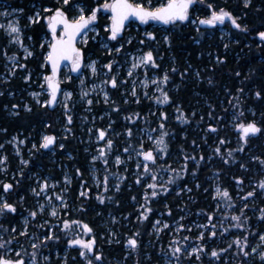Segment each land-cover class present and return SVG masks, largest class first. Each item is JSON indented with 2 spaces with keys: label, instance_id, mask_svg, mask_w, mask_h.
<instances>
[{
  "label": "trees",
  "instance_id": "16d2710c",
  "mask_svg": "<svg viewBox=\"0 0 264 264\" xmlns=\"http://www.w3.org/2000/svg\"><path fill=\"white\" fill-rule=\"evenodd\" d=\"M11 1L22 5L31 4L32 0ZM230 1L238 3L241 0ZM253 1L263 3L260 20L264 25V0ZM46 3L50 2L43 0V4ZM208 5H214L216 10L225 9L226 1L202 0L192 9L188 21L166 26L152 21L147 23V32L144 28H133L116 40L107 37L106 33L110 31L103 30L108 47L90 39L84 51L99 59L98 65L105 67L111 63L107 76L116 77L117 82L125 81L126 62L139 48L152 51L159 65L154 68L149 64L147 74H154L157 80L167 72L169 81L167 84H152L144 96L140 92L135 96L127 92L121 94L120 88L110 86L109 103L94 100L90 105L92 110L88 112L84 111L85 104H75L76 97L70 107L57 110L37 105L27 94L39 84L42 73L50 74L44 57L49 47H40L44 41V23L29 26L23 19L24 41L33 44L31 56H23L22 51L14 50L10 38L0 28V93H3L0 95V145L12 158L11 145L6 141L17 132L25 143L21 146L22 158L28 161L27 165H22L23 175L7 177L13 189L7 193L6 199L15 205L17 211L0 214V237L12 241L0 248V256L17 259L18 251L25 264H29L35 252V264H86L79 254L80 246L69 245L68 241L75 238L88 241L95 237L94 252L101 253L102 260L94 261V264H264L259 256V252L264 251V243L259 239L264 235V217L261 216L264 189L259 187L264 181V163H261L264 161V61L259 59L264 50L253 44L247 45V41H256L249 36L245 38L241 31H235L228 41L221 31L224 26L193 24L192 18L210 14ZM99 20L102 29L108 21ZM253 30L256 33L257 29ZM148 33H152L155 39ZM117 48H120L119 52ZM12 56L17 64L26 66L16 67L14 74L6 66L12 61L8 57ZM218 57L222 63L217 62ZM29 73L31 79L25 80ZM157 88L168 93L169 102L157 101L156 97H161ZM257 91L261 92L260 97L255 96ZM26 104L31 111L23 107ZM13 105L17 107L13 108ZM106 112L110 113L109 117L99 118ZM241 112L243 117L239 115ZM181 113L184 120L177 118ZM69 115L71 123L67 120ZM93 120L95 127L88 134ZM253 121L261 132L245 138L238 125ZM161 124L163 129L159 127ZM65 126L70 131L63 133L61 128ZM213 128L216 130L212 131ZM128 129L132 130L131 137L127 135ZM141 129H144L143 134ZM99 130L106 132L105 138L93 142ZM162 132L168 133L164 137L167 145L164 151L156 144ZM44 133L57 137L56 154L62 163H68L72 181L65 194L67 206L42 227L39 223L45 214H39L38 207L32 203L33 183L27 176L36 170L50 172L53 166L57 170V163L49 160L47 149L40 147ZM88 137L92 138L89 142ZM108 139L113 141L111 151L105 148ZM222 140L223 144L220 143ZM33 144L36 148L31 149ZM60 144L64 147H59ZM141 144L143 150H151L156 156L155 163L148 162L147 174L143 168L144 158L138 155ZM126 147L129 148L127 153L124 152ZM217 148L219 152H216ZM101 149L106 152L107 164L103 159L91 161L93 156H99ZM115 156H121L123 160L118 166L113 162ZM185 156H195L196 159L185 160ZM137 164L141 167L137 168ZM91 166L98 168L102 182L104 174L108 177L107 191L104 183H94ZM153 173L157 177L155 181L151 179ZM56 178L62 180L59 174ZM16 181H19L18 185ZM153 183L157 184L156 189L148 187ZM160 186L167 191L161 192ZM217 186L221 191L226 189L231 199L217 196ZM153 190L158 193L155 197L151 195ZM82 191L86 195L82 196ZM248 192H254V195L243 199ZM98 197H104L103 203ZM141 205L152 209L147 219H138L144 211ZM31 211H37V216H30ZM233 216H240V223L244 226H235L237 221L232 219ZM23 217L28 220L26 235L22 234ZM65 220L87 224L92 232L86 233L79 224L66 230L63 227ZM158 220L168 227L156 231L154 225ZM225 228L228 231H224ZM201 233L203 239H200ZM50 234L59 239L45 240ZM131 237L138 240L136 249L127 245ZM245 237L248 244L244 251L251 252L252 247H257V252L250 256H244L235 243ZM28 240L36 242L37 247L34 249ZM177 246L184 251L173 256L172 248ZM201 246L203 250L199 254L190 252ZM213 250L219 253L218 257L210 255ZM42 255L49 260L42 262ZM92 255L89 253L90 257ZM171 259L172 262H168Z\"/></svg>",
  "mask_w": 264,
  "mask_h": 264
},
{
  "label": "snow or ice",
  "instance_id": "6c2138e0",
  "mask_svg": "<svg viewBox=\"0 0 264 264\" xmlns=\"http://www.w3.org/2000/svg\"><path fill=\"white\" fill-rule=\"evenodd\" d=\"M200 2H202V0H168V2L166 4L161 5L159 8H156L155 10H148V9H145L142 4L129 3V0H114L113 3H111V4L105 3L100 7H103L104 9L110 8L113 12L112 23L109 26V29H107V30L110 31V39L116 40L118 35L121 33V31L124 28V21L127 20L129 18V16H135V17L139 18L144 23H147L148 20H150V19L159 20V21H162L166 24L175 23L177 21L183 22V21L189 20V9L192 8L193 6H195L197 3H200ZM250 3H251V0H244L245 7H247ZM63 4L69 5V0H63ZM77 7H78V10L80 12V15L72 21H70L68 19L67 13L61 7L55 8L54 11H53V9H50V8L44 9V11L46 13H50V15H48L46 17V19L48 21V27L52 31V40H51V43L49 45V51L47 52V56H46L45 60H46V62H50L52 65V75L44 76V80L47 82L48 90L50 91V98L42 101L41 102L42 106H50V105H53L57 102V93L60 90V88H59L60 82L57 78V69H58V65H59L60 61L65 60V59L70 60L72 62V67H73L74 71H78L81 67V64L83 61V53L81 52V50L79 48H77L75 46V38L84 29H86L90 24H92L94 21H96L97 11H99V8L92 9V10H90L89 15H85L84 9L82 7H79V6H77ZM208 8L211 10L210 16L203 18V19H199V20L193 19L191 22L193 24L199 23L200 25H216L218 23L223 24L225 22V20H229L231 22V24L236 29H240L242 31L247 30V26L242 27V25L237 21V18L234 17L231 12L226 11L225 9H219L217 11L212 5H208ZM19 11L22 12L23 9H20ZM2 15H8V13H3ZM29 19L33 23L38 22L40 19V13L37 12L35 14L34 18L30 17ZM57 26L63 27V34L59 37H57V35H56ZM0 28H6V31L8 32L9 36L12 37V39L16 43H20L21 46H23L22 41L19 39L21 29L18 26V22L16 24L9 23L7 26L0 25ZM13 34H15V35L13 36ZM147 35L149 37H151L152 39H155V36L152 33H148ZM258 35L260 36V38L262 40H264V32H260ZM165 39L167 40V37H165ZM85 42H86V40H85ZM129 43H130V41H129ZM40 47L43 48L44 45L41 44ZM105 47H107V45H105ZM120 47L122 48L123 45H121ZM227 47H228V45H225V48H227ZM116 51L119 52L120 48H117ZM25 53H26V56L33 55V53L29 52L27 49H25ZM8 59L12 60L13 63L16 64V59L14 56L8 57ZM217 62L222 63V61L219 59V57L217 58ZM95 64H96V62L92 61L88 65V67L91 68V71L93 74L96 73ZM149 64H151L152 67H154V68L159 67V65L156 64V60L153 56L152 51H148L147 53H145L144 55L139 57L138 63L134 62L132 64V68H137L140 65H144L145 67H147ZM16 66L17 67H26L25 65H19V64H16ZM105 67L108 68L109 70H111L112 64L109 63V64L105 65ZM12 71L14 74V69ZM172 71L174 72V71H176V69H172ZM128 75L131 76L132 72L129 71ZM181 75H183V73H181ZM236 75H239V73H237ZM30 79H31V74L29 73V75L25 77V80H30ZM168 81H169V76H168L167 72H165V74L162 77L158 78L157 80H153V83L162 82L164 84H167ZM104 83H110L111 86L113 88H115L117 86V79H116V77H112L110 81H105ZM209 83H211V81H209ZM81 84H83V81H81ZM157 91L161 92V97H156L158 102H160V103L169 102L170 97L166 91H163L160 88H157ZM239 91L242 92L243 89H239ZM0 95H3V93H0ZM32 95L38 96L39 94L38 93H32ZM64 95H65V98L67 99L72 94L70 92H65ZM82 95L87 96L88 93L82 92ZM104 95H105V103H107L108 102L107 92H105ZM132 95L133 96L136 95L135 90H133ZM255 96L260 97L261 92L257 91L255 93ZM87 103L92 104V100L89 99L87 101ZM16 107H17L16 105H13V108H16ZM27 110L31 111V109H27ZM177 111L178 112L181 111L179 107L177 108ZM193 115H194V113H193ZM239 115L241 117H243L244 113L241 112ZM163 118L166 119V116H163ZM177 118L182 119V120L185 119L183 116V113H181V115L178 116ZM126 119H131V117H126ZM67 120L69 123H71L72 117L70 115L67 116ZM109 127H111V125H109ZM159 127L161 129H163L164 125L161 124ZM238 127L241 129L242 134L245 138H247L249 134H256V133L261 132V128L258 127L254 121L253 122H247V123L241 122L238 125ZM66 130L70 131V129H66ZM211 130L215 131L216 129L213 128ZM89 131H91V130H89ZM153 131H155V130H153ZM105 135H106V132L104 130H99L97 139L103 140L105 138ZM127 135L129 137L132 136V130L131 129L127 130ZM167 135H168L167 132H162L160 138L156 140V144L159 146V149L161 151L166 150L167 145L165 144L164 137ZM55 141H56L55 136L44 135L42 137V143H41L40 147L47 149V148H49L50 145H53L55 143ZM21 143H23V141H21ZM193 143H195V141H193ZM220 143L223 144L224 141L222 140V141H220ZM59 146L61 148L64 147L63 144H60ZM112 146H113V141L111 139H108L106 141L105 148L108 151H111ZM0 147H2V145H0ZM33 148H36L35 144H33ZM240 150L242 151L243 149L241 148ZM219 151H220V149L217 148L216 152H219ZM124 152L125 153L129 152V148H127V147L124 148ZM138 155L143 156V158H144L143 168H144L145 174H147L149 172L148 162L150 161V162L155 163L156 156L153 154V151H151V150H147V151L143 150V144H141V146H140V151H138ZM229 155H231V152H229ZM97 159H103L104 164L108 163V161L106 159V152L104 149H101L99 151V156H93V161H95ZM188 159L195 160L196 157L195 156H192V157L185 156V160H188ZM201 159H203V157H201ZM6 160H7L6 156L3 158H0V164H4L6 162ZM115 162L117 164L121 163V159L119 156L116 157ZM22 163L27 165L28 161H22ZM261 163H264V161H261ZM140 167H141V165L137 164V168H140ZM77 171H79V170H77ZM21 175H23V172H21ZM151 179L153 181H155L157 179V177L154 173L152 174ZM65 180L67 181L68 178L65 177ZM107 180H108V177L105 176L104 181H103L105 191L108 190ZM139 182H140V179L138 177L137 183H139ZM169 182H172V181H169ZM16 183L18 184L19 181H16ZM0 186H2L4 193H8L10 190L13 189L12 183L0 182ZM52 187L54 188L55 185H52ZM148 187L152 188V189H156L157 184H155V183L149 184ZM259 187L264 189V181L260 182ZM48 188H49L48 182L44 181L40 186V192H37V190L35 188L32 189V191L36 195H40L41 192H44ZM116 188H117V190H119V184L116 185ZM160 191L165 192V191H167V189L163 186H160ZM189 191H191V189H189ZM80 194L82 196L86 195V193L83 191ZM151 195L153 197H155L158 195V193H157V191L153 190L151 192ZM216 195L221 196V197H227L228 199H231V197L229 196V192L226 189L221 191V189L219 187H217V189H216ZM253 195H254V192H248L247 196L243 197V199H247V197H251ZM47 199L49 201H51L52 197L49 196V197H47ZM56 199L59 200L61 204H64L63 196L58 195L56 197ZM98 199H100L101 203H103L104 197H98ZM108 199H111V197H108ZM145 199L147 200V195L145 196ZM65 207H66V205H65ZM245 207H247V204H245ZM141 208H143L144 211L141 212L140 217H138V219H147V214L150 213L152 211V209L150 207H145V205H141ZM16 211H17V209H16L14 204L9 203L6 198H0V214H4L6 212L15 213ZM39 211L40 212L44 211L43 205L39 206ZM37 214H38L37 211H31L29 213V215L32 217H36ZM51 215L52 216L58 215L56 208L52 209ZM169 215H171L170 211H169ZM261 216L264 217V209H261ZM181 219H183V218H181ZM232 219L237 221V224L235 226H237V227H243L244 226L242 223H240V219H241L240 216H233ZM160 223L161 222L159 220L156 221V225H159ZM25 224L27 225V220H25ZM77 224H79L81 226V228L86 233L92 232V229L87 224H82L79 221H69V220L63 221V227L66 230L69 229L72 225H77ZM164 227L167 228L168 225L165 223ZM180 227L183 228L184 225L181 224ZM154 228H155V225H154ZM12 231L14 232L15 229L13 228ZM224 231H228V229L225 228ZM22 234L23 235L27 234L26 228ZM215 234H216L215 231H213L212 235L214 236ZM136 235H138V233ZM44 239L45 240H51V239H59V238L54 237L53 235L50 234V235L45 236ZM184 239L187 240L186 237ZM200 239H203V233H201ZM259 239L261 242H264V235H260ZM11 242H12L11 240L4 241L3 238L0 237V248H5L7 245L11 244ZM68 243H69V245H79L80 246L81 251L79 254L81 257L84 258V260L86 261V264H94V261H101L102 260V254L99 252H94L95 237H93L92 239H90L88 241H84V240L79 239V238L70 239L68 241ZM235 243L238 246H240V250L243 251L244 256H250L252 253L257 252V247H252L251 252L244 251V248L247 247V244H248L246 237L244 238L243 241H241L240 239H237L235 241ZM127 245L132 249H136L138 247V240L135 237H131L127 240ZM32 247L35 249L37 247V245L33 244ZM229 247H231V245H229ZM202 250H203V246H201L199 248H192L191 253L199 254ZM182 251H184V249H182L179 246L173 247L172 248V255L176 256L178 253H180ZM220 251L223 252V251H226V249H221ZM89 253H93V255L90 257ZM191 253H189V255H191ZM210 255L212 257H218L219 253L216 250H213V251H211ZM16 256L18 257L17 259H11V258H8L7 256H0V264H25L24 259L22 257H20L19 252L16 253ZM259 256L261 257L262 260H264V251H260ZM35 257H36V253L33 252L32 253V264H35ZM197 258H199L198 255H197ZM45 259H47V258H45Z\"/></svg>",
  "mask_w": 264,
  "mask_h": 264
},
{
  "label": "rangeland",
  "instance_id": "374dc122",
  "mask_svg": "<svg viewBox=\"0 0 264 264\" xmlns=\"http://www.w3.org/2000/svg\"><path fill=\"white\" fill-rule=\"evenodd\" d=\"M165 2V3H164ZM166 0H147V6H150L151 8H157L160 7L161 5L166 4ZM0 6H2V2H0ZM21 8H11L6 6H2L0 8V25H5L7 26L9 23H13L16 24L18 22V26L19 28L23 29V27H21L20 25H22L21 20L22 19H27V21L29 22L28 24H32L33 22L30 21V17H35L34 15L31 16H22L20 15L21 11H19ZM223 9V8H221ZM219 9H217L218 11ZM3 13H8V15H2ZM206 18V17H205ZM194 18H192L193 20ZM97 20V19H96ZM197 20V19H195ZM94 23V22H93ZM95 24V23H94ZM135 30H138L137 27H135ZM3 29V33L5 35H7L10 38V43L11 46L13 47L14 50L16 51H22L24 53V55L26 56L25 53V49H27L29 52L33 51V46L32 43L31 44H27V41H24L25 39V31H22L21 29V33H20V37L19 39L22 41V45L20 43H16L12 37L9 36L8 32L6 31V28H2ZM106 30V27L104 28ZM24 30V29H23ZM221 31L223 32L225 38L228 37L226 30L224 27H221ZM92 32L93 34V38L94 41H99L101 43V46L105 47V45H108V41H107V37L106 36H98V30L93 26L89 29V31L85 34L84 38L82 39V43H85V40L87 42V38L90 37L89 33ZM15 34H13L14 36ZM51 40L49 39V37H45L44 41H42L43 45L48 44V46L50 45ZM145 53H147V49L143 48H139L137 49L135 52L131 53L127 62H126V67H125V81H119L117 82V86L115 87V89H119L121 90V94L125 93H129L130 95H132L133 90H135L136 95H138V93L140 92L142 94V96L147 94V89L154 84L153 80H155V75L154 74H147V70L148 67H145L144 65H140L137 68H132V64L134 62L138 63L139 61V57H141L142 55H144ZM47 56V53L45 54V58ZM135 58V59H134ZM98 60L97 58H93L88 56V58L85 60V63L83 64V69L81 70V72L78 74V76L76 78H74L73 76V71L71 69V66H67L61 75L60 78V82H62L63 84H69L65 86V89L63 90L62 94L59 97L58 103L55 106V109L57 108V110H65L67 107H70L71 102L73 97H76V102L75 104H85L84 105V111L88 112L91 111V104H88L87 101L90 99L92 100V102L94 100H96L97 103H104L107 104L109 103L110 97L107 91V87H110L111 84L110 83H104L105 81H110L111 78L107 76L108 72L110 71L109 69L105 70L104 66L98 65ZM95 61V67H96V73L93 74L91 71V68L88 67V65L92 62ZM17 64V61H16ZM16 64L13 63V61H11L9 64H7V68L10 69L11 71L17 67ZM129 71L132 72V75L129 76L128 73ZM13 73V71H12ZM46 75H51V74H46V73H42L41 74V80L39 82V84H36L33 89H29L27 91L28 96H30L31 100L33 99L37 105H42V101L49 99L50 98V91L48 90V85L47 82L44 80V76ZM117 79V78H116ZM81 81H83V84H81ZM34 85V83H33ZM65 92H70L72 95L70 97H68L67 99L65 98L64 93ZM82 92H87L88 95L84 96L82 95ZM107 92L108 94V102L105 103V95L104 93ZM32 93H38V96H33ZM133 96V95H132ZM27 106V107H26ZM66 106V107H65ZM23 107L25 109L29 108V105H23ZM54 109V108H53ZM14 113V111H12ZM103 116H110V113L106 112L102 115L99 116V118L103 117ZM96 117H94L95 120ZM94 120L92 121V124L89 125V129H88V134L92 133L93 128L95 127L94 125ZM66 126L63 128H61V130L64 132H68L66 130ZM91 130V131H89ZM142 134L144 133V129H141ZM44 135H50V134H46L44 133L42 135V137ZM66 135V134H65ZM97 136L98 134H95L93 140L92 138L88 137L87 142L89 141H93L96 142L97 141ZM147 136V133H146ZM42 137H41V143H42ZM6 143H9L11 145V149L10 152L13 154V157H9L8 154L2 149V147H0V158L3 157H7V160L4 164H0V182L3 183H12L11 180H8L7 177L10 178H14L16 176H20L21 172H22V161H27L26 159L22 158L21 155V151L22 148L21 146H23L25 143L23 141V143H21V139L18 137V135H14L12 138L8 139L6 141ZM33 149V146L32 148ZM47 154L50 157L49 160H51L56 164L57 170H54V166L51 168L52 171L50 172H42V171H33L28 173L27 178L29 180H32V188H31V195L34 196V200L32 199V203L35 204L38 207V213L39 214H45L44 217H41L40 219V223L39 225L44 227L45 224H47L49 221V218H53L56 216H52L51 215V211L53 208H56L57 213L59 215L60 213V209L64 208L65 205L67 206V200L65 198V194L67 193V188H68V184L70 183L71 177H70V173L69 170L67 168L68 163L64 162L62 163L60 161L61 158H59L56 154V151L53 147L48 148L47 150ZM30 152V151H29ZM30 154L32 155V153L30 152ZM116 157L115 156L113 158V162L115 163V166H118L120 164H117L116 161ZM122 160V157L119 156ZM91 161H93V157L91 159ZM18 162V164H17ZM65 164V165H64ZM91 176L93 178V181L95 184H99V183H103L102 179L99 175V170L97 167L95 166H91ZM9 170H12V172L10 173ZM61 175L62 180H57L56 175ZM65 177L68 178V180H65ZM103 177H105V174L103 175ZM47 181L49 188L46 189L44 192H41L40 195H36L32 189H36L37 192H40V186L41 184ZM21 183V182H20ZM18 185V184H17ZM52 185H55V187L53 188ZM218 187V186H217ZM1 188V198H6L7 193L3 192L2 186H0ZM59 188V190H58ZM63 196L64 198V204H61L59 200L56 199L57 196ZM52 197V200L49 201L47 199V197ZM43 205L44 206V211L40 212L39 211V206ZM57 215V216H58ZM25 220H27V218L23 217L21 218V222L24 226V231L26 228V224H25ZM27 224H28V220H27ZM164 224L163 222H161L159 225H155V230L156 231H160L164 228ZM203 227V226H202ZM23 231V232H24ZM80 239V238H79ZM28 243L31 244H36V242H31L28 240ZM264 243V242H262ZM20 244H24L23 242H21ZM18 252V251H17ZM16 252V253H17ZM191 252V251H190ZM59 255H56V257H58ZM47 258V259H45ZM49 260V258L47 256L42 255V262H47ZM168 262H172V259ZM29 264H32V261H29ZM176 264V263H173Z\"/></svg>",
  "mask_w": 264,
  "mask_h": 264
},
{
  "label": "flooded vegetation",
  "instance_id": "af4514ba",
  "mask_svg": "<svg viewBox=\"0 0 264 264\" xmlns=\"http://www.w3.org/2000/svg\"><path fill=\"white\" fill-rule=\"evenodd\" d=\"M50 3H46L43 4V0H32L31 4L28 2L26 4H22L19 5L18 3H15L11 0H0V2H2V6H8L11 8H21L23 9L22 12H20L22 16H26L28 15H34L35 13L39 12L40 13V19L38 22L36 23H44L46 25L45 31L42 32V37H49L50 40H52V31L49 29L48 27V21L46 19V17L48 15H50V13H46L44 11V9L46 8H50L53 9V11L55 10V8L57 7H61L66 13H67V17L70 21L74 20L75 18H77L80 15V12L78 10V7H82L84 9V14L85 15H89L90 11L88 12L87 10L90 9H97L99 8V11H97V20L94 21V23L89 25V28L80 36V38L77 39L76 41V47L79 48L81 50V52L83 53V61L81 64V67L79 69V71L77 73L73 72V76L74 78H76L78 76V74L81 72V70L83 69V64L85 63V60L88 58V54L84 51L85 46L88 44V41L90 39H93V34L92 32L89 33L90 37L87 38V42L82 43V39L84 38L85 34L89 31V29L91 27H95L98 30V36H103L104 35V31H108L107 29H109V26L112 23V15L110 12V8L109 9H104L102 6L105 3H109L111 4L113 2V0H69V5H64L63 4V0H47ZM226 1V7L225 10L229 11L232 13V15L234 17L237 18V21L243 26H247V30L246 31H242L240 29H236L229 20H225V22L223 24H216L212 27H216V26H224L227 36H228V41H230L233 37V35L235 34V31H241L242 34L245 36H249V38L252 41H256L254 43L252 42H248L247 41V45H256L257 47H260L264 50V40H262L260 38V36L258 35L260 32H264V25L261 22L260 19H262L261 14L262 13V8H263V3L262 2H254L253 0H251V3L245 7L244 4V0L239 1L238 3H234L231 2L230 0H225ZM20 3H23V0H19ZM130 3L132 4H142L143 7L145 9L147 8H151L150 6H147V0H129ZM165 3V2H164ZM163 3V4H164ZM1 5V4H0ZM1 6V7H2ZM214 7V5H212ZM230 7V8H228ZM158 8V7H157ZM195 8V6H193L192 8L189 9V18L191 17L192 14V9ZM215 8V7H214ZM155 9V8H153ZM31 10V11H29ZM29 11V13H27ZM198 13L196 12V15ZM211 14V12H210ZM210 14L208 16H210ZM205 16V17H208ZM205 17H201L200 15H198V18H194V19H203ZM104 21L105 19L108 21L107 23L105 22V26L101 29L100 27V20ZM152 21H156V20H152ZM151 21V22H152ZM21 22H23V19L21 20ZM26 22L29 23L26 19ZM150 21H148L147 23H149ZM256 22V23H255ZM36 23H30L31 25L36 24ZM147 23L140 21H133L132 23H130L124 30H122V33L120 35H118V37L123 36L128 30H131L135 27L138 28V30H141V28H144L143 30H145L147 32ZM29 24V26H30ZM21 27H23V25H20ZM106 27V30L104 29ZM22 29V28H21ZM24 29V27H23ZM22 31H25V29ZM253 29H257L256 33H253ZM25 34V32H24ZM63 34V27L62 26H57L56 29V35L57 37L61 36ZM107 37L110 38V33H106ZM117 37V38H118ZM28 43V42H27ZM33 46V44H32ZM48 46V44H47ZM49 47V46H48ZM24 56V53H23ZM262 61H264V54L260 55V58ZM46 65L48 66L47 62H45ZM67 66H71V69L73 71V67H72V62H70ZM63 88L65 89V85L63 84ZM107 91L109 94V97H111V90L109 87H107ZM14 135H17V132H14L10 138H12ZM57 137H56V143L54 144V146H52L54 149H56V146L58 145V141H57ZM60 147V146H59ZM51 148V147H50Z\"/></svg>",
  "mask_w": 264,
  "mask_h": 264
},
{
  "label": "water",
  "instance_id": "95a60500",
  "mask_svg": "<svg viewBox=\"0 0 264 264\" xmlns=\"http://www.w3.org/2000/svg\"><path fill=\"white\" fill-rule=\"evenodd\" d=\"M114 2V1H113ZM112 2V3H113ZM130 3V2H129ZM148 10H155V9H150V8H147ZM110 12H111V15H113V12H112V10L110 9ZM150 20H154V19H150ZM133 21H140V19L139 18H137V17H135V16H129V18L127 19V20H125L124 21V28H123V30L130 24V23H132ZM149 21V20H148ZM157 23L159 24V25H167L166 23H164V22H162V21H159V20H157ZM207 26H213V25H207ZM89 28V26L86 28V29H84L79 35H77L76 36V38H75V46H76V41H77V39L78 38H80V36L87 30ZM50 29V28H49ZM51 30V29H50ZM121 33H122V31H121ZM120 33V34H121ZM119 34V35H120ZM71 61L70 60H67V59H65V60H62V61H60V63H59V65H58V69H57V78H58V80L60 79V77H61V74H62V71H63V68L67 65V64H69ZM47 64H48V66H49V69H50V71H51V73H52V65H51V63L50 62H47ZM79 71V70H78ZM78 71H74L73 70V72L74 73H77ZM60 82V81H59ZM59 88H60V90H59V92L57 93V99H58V97H59V95H61L62 94V92H63V84L60 82V85H59ZM56 104H57V102L55 103V104H53V105H50L52 108H54L55 106H56ZM249 135H252V134H249ZM55 143H56V141H55ZM54 143V144H55ZM53 144V145H54ZM53 145H50L49 147H51V146H53Z\"/></svg>",
  "mask_w": 264,
  "mask_h": 264
},
{
  "label": "bare ground",
  "instance_id": "6f19581e",
  "mask_svg": "<svg viewBox=\"0 0 264 264\" xmlns=\"http://www.w3.org/2000/svg\"><path fill=\"white\" fill-rule=\"evenodd\" d=\"M167 3V2H166ZM204 26H207V25H204ZM214 26V25H213ZM210 27V26H209ZM212 27V26H211ZM59 97H60V95H59ZM59 97H58V99H57V103H58V100H59ZM50 108H52L51 106H49ZM55 108V107H54ZM53 109V108H52ZM50 148V147H49ZM48 149V148H47Z\"/></svg>",
  "mask_w": 264,
  "mask_h": 264
}]
</instances>
